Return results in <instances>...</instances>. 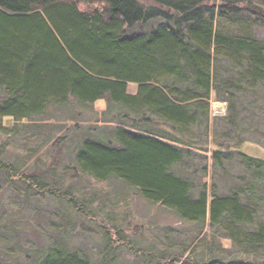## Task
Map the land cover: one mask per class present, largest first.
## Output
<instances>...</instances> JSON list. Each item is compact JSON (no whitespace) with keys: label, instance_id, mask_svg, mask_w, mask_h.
<instances>
[{"label":"trees","instance_id":"16d2710c","mask_svg":"<svg viewBox=\"0 0 264 264\" xmlns=\"http://www.w3.org/2000/svg\"><path fill=\"white\" fill-rule=\"evenodd\" d=\"M149 1L0 0V132L9 136L18 129L2 124L4 118L21 122L27 131L43 134L44 144L52 142L57 158L62 147L72 149L74 179L80 174L100 183L118 179L233 241V248L220 246L201 264H264V159L232 147L228 136L210 139L213 92L216 99L227 100L246 84L264 87V38L234 26L245 19L264 25V0ZM221 56L241 69L223 78ZM131 83L137 85L134 92ZM98 101L106 105L95 111ZM85 117L90 121L83 122ZM54 120L73 123L53 122L67 132L47 136V122ZM241 142L242 137L236 144ZM7 145L4 141L0 147L4 184H22L28 202L31 194L39 197L37 186H43L81 208L72 194L47 186L57 181L45 174L48 168L26 173L28 158L6 161ZM209 150L220 167L237 150L250 180L224 195L216 182L201 183L197 194L191 178L197 168L189 166ZM71 225L75 232L81 228ZM7 226L0 227L2 233L9 244H17ZM103 232L106 252L115 250L117 238L110 229ZM53 238L54 246L47 249L17 250L8 264H118L115 255L94 262L72 246L67 229ZM232 250L238 251L225 254ZM191 251L168 258L173 264L193 263Z\"/></svg>","mask_w":264,"mask_h":264},{"label":"rangeland","instance_id":"374dc122","mask_svg":"<svg viewBox=\"0 0 264 264\" xmlns=\"http://www.w3.org/2000/svg\"><path fill=\"white\" fill-rule=\"evenodd\" d=\"M145 2L150 1L145 0ZM234 24H226V27ZM234 26L238 29L242 28V32L246 28L244 32L264 38V25L245 19ZM221 57L223 58L219 60L218 69L223 78L241 69L232 63L230 57ZM246 85L245 89L240 87L234 90L233 88L234 96L228 97L227 100L216 99V94L212 93L210 139L228 136L227 142L234 145L232 147L240 148L245 153L264 159V87ZM136 87L135 83H131L129 89L134 92ZM221 95H226V92ZM105 105L104 101H98L95 111L104 109ZM90 112L91 109L87 110L86 114L89 115ZM81 120L86 123L90 121L88 117ZM53 122L73 123L72 120L48 121L47 130L50 133H47V136L49 134L57 136L67 132V127L63 129L54 127L51 125ZM2 124L12 127L18 125L15 134L5 136L0 132V147H3L4 141L8 142L4 159L11 161L21 157L28 158V165L24 169L26 173L29 172V168L30 172L48 168L45 174L49 176L51 174V178L57 176V181L47 186H53L59 193L63 191L72 194L81 208L67 199L62 201L55 193L43 191V186H37L39 197L36 198L31 194V201L28 202L22 195L24 190L22 184L15 182L6 185L0 176V227L8 225L7 227L17 235L14 239L18 240L17 244H9L7 236L0 229V264H8L11 259H14L17 250L47 249L54 246L53 235L64 229L73 234L72 246L80 247L84 253L90 254L94 262H99L102 256L108 262L110 255H115L117 258L119 256V259L115 258L118 264L123 262L165 264L166 262H163L165 258L173 253L187 255L186 250L191 248L190 255L193 263L184 264H201L205 260L209 261L212 254L221 251L220 246L233 248V241L222 237L221 232H214L210 225L207 224L202 229L197 223L182 218L173 210L148 200L118 179L100 183L86 174H80L78 179H74L72 165L75 161L69 146L62 147V152L57 158L54 153L56 151L51 147L52 142L44 144L43 134L27 131L21 122L17 124L12 118L2 119ZM240 137L243 138V142L237 145L236 142ZM209 148L211 149V143ZM31 151L34 154L27 157V153ZM209 151L198 155L195 163L189 166V170L197 168V171L191 175L197 185V194L201 183L210 185L216 182L219 187L218 193L224 195L230 194L236 184H245L250 180L251 174L240 161L237 150L226 152L233 158L225 160L222 167L214 165L211 150ZM205 164L208 165L206 170L203 169ZM68 165H71L70 168ZM22 170L19 171V176ZM10 180L16 181L14 178ZM260 219L264 221V209ZM69 221L73 224L76 222L81 228L75 232L74 226ZM251 227L254 228L249 225V228ZM106 228L111 230L114 239L117 238L114 243L119 242L118 247H113L115 250L107 252L102 242L103 231ZM118 232L122 233V236ZM236 251L238 250L225 252V254L230 256ZM260 254L264 258V246L260 249ZM239 256L247 257L242 254ZM167 260L169 261L167 263L173 264L172 259Z\"/></svg>","mask_w":264,"mask_h":264}]
</instances>
